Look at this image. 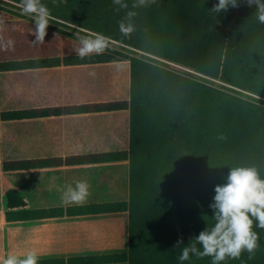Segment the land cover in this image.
<instances>
[{"label":"trees","instance_id":"obj_1","mask_svg":"<svg viewBox=\"0 0 264 264\" xmlns=\"http://www.w3.org/2000/svg\"><path fill=\"white\" fill-rule=\"evenodd\" d=\"M20 2L0 0V258L3 230L7 254L23 257L30 231L86 217L79 233L90 246L65 262L181 264L176 242L186 246L214 223L215 187L230 170L254 167L264 178L256 6L238 0L212 14L219 0L137 9L124 0L120 11L112 0H41L52 19L45 43L33 45L34 19ZM128 11L135 30L124 37L118 21ZM81 28L113 37L111 47L81 60L73 51ZM8 39L14 50L3 51ZM76 181L90 195L65 204ZM253 230L254 256L221 264H264V229Z\"/></svg>","mask_w":264,"mask_h":264},{"label":"clouds","instance_id":"obj_2","mask_svg":"<svg viewBox=\"0 0 264 264\" xmlns=\"http://www.w3.org/2000/svg\"><path fill=\"white\" fill-rule=\"evenodd\" d=\"M112 2L117 6L116 11L129 7L124 0ZM150 3H155V0H134L132 9L147 7ZM247 4L249 7L256 6L257 22L264 24V0H247ZM229 6L238 7V0H219L209 12L217 14L227 11ZM19 7L23 15H30L34 19L33 45H43L49 20L52 19L50 10L41 0H21ZM135 15V11H128L118 21L121 36L130 37L135 30L131 23ZM79 32L76 36L78 45L74 46L73 51L81 60L102 55L111 47L113 37L84 28ZM14 46L15 42L8 39L2 50H14ZM220 138L224 139L223 136ZM89 187L86 181H76L75 187L69 186L63 193L62 201L65 204H84L90 195ZM210 207L214 213V223L208 225L188 245L182 246V238L176 242L174 247L180 249L178 260L181 264L192 257H210L211 264H221L228 259L238 260L245 252L251 259L259 247L260 239L259 234L253 230L254 224L264 229V178H261L258 170L254 167L231 169L227 182L215 187V196ZM0 264H39V253L30 250L23 257L8 253L0 258Z\"/></svg>","mask_w":264,"mask_h":264},{"label":"crops","instance_id":"obj_3","mask_svg":"<svg viewBox=\"0 0 264 264\" xmlns=\"http://www.w3.org/2000/svg\"><path fill=\"white\" fill-rule=\"evenodd\" d=\"M77 222H73V221ZM89 218H82L79 221V217L76 219H71L72 221L69 225L68 223L61 224L58 223L56 220H52L57 227L52 229H45V228H35L33 232H29L26 237V242L24 245L25 254L30 250H36L39 253V264H88L85 262H74V261H64L65 258H68L73 253H76L80 248L85 245L89 244V237L88 235H83L79 233V225H82V228L86 223H89ZM79 221V222H78ZM84 221V222H83ZM81 222H83L81 224ZM66 227V233H63V229ZM87 230L88 228L84 229ZM82 237V239H81ZM6 234L3 230L2 233V243H3V255L2 257L6 256L7 249H6ZM86 246V247H89ZM94 247V246H93ZM86 248H83V250ZM92 251H88L90 253ZM45 258H48L45 260ZM50 258V259H49ZM49 260V261H47ZM48 262V263H47ZM97 264H128L127 262H109V263H97Z\"/></svg>","mask_w":264,"mask_h":264},{"label":"rangeland","instance_id":"obj_4","mask_svg":"<svg viewBox=\"0 0 264 264\" xmlns=\"http://www.w3.org/2000/svg\"><path fill=\"white\" fill-rule=\"evenodd\" d=\"M173 66H177V65H175V64H172ZM194 73H197V72H194ZM197 74H199V73H197ZM199 75H201V74H199ZM215 82H217L218 84H222V82L221 81H219V80H214ZM255 97H258V96H256V95H254ZM258 98H261V97H258ZM261 99H264V98H261Z\"/></svg>","mask_w":264,"mask_h":264}]
</instances>
